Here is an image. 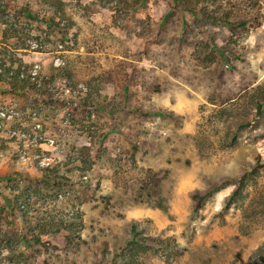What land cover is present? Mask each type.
I'll return each mask as SVG.
<instances>
[{
	"label": "rangeland",
	"instance_id": "obj_1",
	"mask_svg": "<svg viewBox=\"0 0 264 264\" xmlns=\"http://www.w3.org/2000/svg\"><path fill=\"white\" fill-rule=\"evenodd\" d=\"M7 1L0 264H264V0Z\"/></svg>",
	"mask_w": 264,
	"mask_h": 264
},
{
	"label": "trees",
	"instance_id": "obj_2",
	"mask_svg": "<svg viewBox=\"0 0 264 264\" xmlns=\"http://www.w3.org/2000/svg\"><path fill=\"white\" fill-rule=\"evenodd\" d=\"M58 1L61 2V0H50V2L45 0L44 6H46L47 8L53 7L55 9L54 13H51V14H48L47 11L43 12V10H42L43 14H41L37 10L38 6L35 5L34 3L32 5H28L27 8H25V10H21L20 12H24L28 16L30 21L37 22V23L42 22L51 28L54 27V28L60 29V31L63 32L65 38L67 39L69 38L72 40L73 38L69 37L67 34L68 33L67 30L70 29L72 26L70 25L61 26L62 18L60 19V17L58 18L57 16L59 13L61 15L62 12L64 11L63 7L61 6H58V8H56ZM8 4L9 3L7 0H0V13L6 15L7 13L11 12L9 10ZM41 5H43L42 1H41ZM2 68H5L4 71H2ZM21 75H22V69L20 65H18V67L14 69L12 64H8L6 60L0 58V80L3 82L9 81L11 84L12 90L16 92H23V91L25 92L27 90H31L32 88H38L40 91L44 90L43 94L48 93L47 90H45L44 88V85L47 84L45 80L43 81L40 80L39 82L35 83L31 81L29 76L25 78V77H22ZM247 177H248V173L246 171L243 172V174H241V177H240V182L245 183ZM237 192L238 191L233 192L229 201L227 202L226 208L230 206ZM205 197H206V194L203 195L197 192L192 195V198L194 199L195 210H199L202 207ZM133 229H135V226H133Z\"/></svg>",
	"mask_w": 264,
	"mask_h": 264
},
{
	"label": "built area",
	"instance_id": "obj_3",
	"mask_svg": "<svg viewBox=\"0 0 264 264\" xmlns=\"http://www.w3.org/2000/svg\"><path fill=\"white\" fill-rule=\"evenodd\" d=\"M22 76H24L23 73H22Z\"/></svg>",
	"mask_w": 264,
	"mask_h": 264
}]
</instances>
